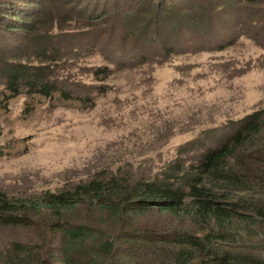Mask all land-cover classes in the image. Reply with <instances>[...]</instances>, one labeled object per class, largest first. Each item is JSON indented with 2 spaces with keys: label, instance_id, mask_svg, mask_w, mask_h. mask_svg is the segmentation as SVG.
I'll list each match as a JSON object with an SVG mask.
<instances>
[{
  "label": "rangeland",
  "instance_id": "rangeland-1",
  "mask_svg": "<svg viewBox=\"0 0 264 264\" xmlns=\"http://www.w3.org/2000/svg\"><path fill=\"white\" fill-rule=\"evenodd\" d=\"M158 1L24 6L20 18L30 24L0 35V55L38 68L58 89L43 95L23 84L15 94L0 76V191H55L112 175L134 184L169 170L188 153L183 145L203 142L189 148L192 158L199 145L218 142L230 120L264 108V0ZM158 8L192 20L176 28L163 19L157 28ZM181 213L152 203L131 218L188 227ZM243 226L234 233L228 224L226 235L235 239ZM216 227L206 229L218 234ZM23 231L0 228V246Z\"/></svg>",
  "mask_w": 264,
  "mask_h": 264
},
{
  "label": "trees",
  "instance_id": "trees-1",
  "mask_svg": "<svg viewBox=\"0 0 264 264\" xmlns=\"http://www.w3.org/2000/svg\"><path fill=\"white\" fill-rule=\"evenodd\" d=\"M26 4L30 0H0V35L30 24L20 18L28 15ZM169 11L163 17L158 8L157 28L163 19L177 23L176 28L192 20ZM211 13L208 25L214 21ZM188 35L191 30L180 37ZM2 53L6 50L0 47ZM4 60L0 55V76L13 93H20L23 84L43 95L58 89L37 67ZM228 125L218 142L203 149V142L195 140L183 145L180 153L201 144L192 158L180 156L169 170L134 184L112 175L81 179L55 191H0V228L24 230L0 246V264H264V108ZM152 203L183 212L178 216L189 217L188 227H146L132 220ZM228 224L235 225L234 233L240 225L245 229L233 239L226 235ZM214 225L221 229L218 234L208 231Z\"/></svg>",
  "mask_w": 264,
  "mask_h": 264
}]
</instances>
